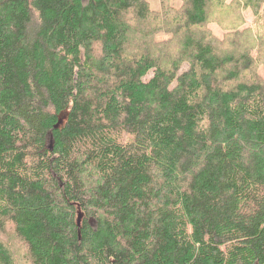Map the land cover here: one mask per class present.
Masks as SVG:
<instances>
[{"label": "trees", "instance_id": "16d2710c", "mask_svg": "<svg viewBox=\"0 0 264 264\" xmlns=\"http://www.w3.org/2000/svg\"><path fill=\"white\" fill-rule=\"evenodd\" d=\"M160 1L0 0V264H264V32Z\"/></svg>", "mask_w": 264, "mask_h": 264}, {"label": "rangeland", "instance_id": "374dc122", "mask_svg": "<svg viewBox=\"0 0 264 264\" xmlns=\"http://www.w3.org/2000/svg\"><path fill=\"white\" fill-rule=\"evenodd\" d=\"M148 1L151 3V6L153 9H155V10L161 9V7H160L161 1L160 0H148ZM239 1L240 0L229 1L227 3V5L228 6H230V5L234 6L233 11H229L223 15L213 16L212 20L214 22L209 24V27L212 29V31L214 32L216 37L220 40L219 42H224V43H222L223 46H226L225 43H228L227 44V46H228L231 43V40L233 39V38H231L233 36V34L229 36V31H227L226 27L223 25L225 23H226V25H229V22L231 20H234L233 18H235V17L239 18V21L244 22L243 26L238 27L239 32L244 36H241V38H239L238 40L246 41L245 42L246 45H250L248 41L255 40L256 35L259 36L264 32V6H262L260 9H257L258 10L257 12L255 10L250 9V8H244V7L240 10ZM172 3L177 7H180L182 5L181 0H172ZM213 12H216L215 14H219L221 11H213ZM234 15H235V17H234ZM257 20H258V24H260L261 27H258L257 23H255ZM222 22H225V23L223 24ZM135 27H137V24H135L134 28ZM138 28H140V27H138ZM231 31L233 33H235L234 30H231ZM239 32H236L235 34H238ZM130 36H131V34H130ZM152 38H153V40L156 39V41H158V42H163V41H171L172 43L176 42L173 40V35L171 33H169V31H166V32L160 31V33L153 34ZM253 50L255 51V55L262 57L261 59H262V61H264V56H263L264 46L262 44L258 43L256 45L255 49H253ZM184 66H186V65H184ZM258 69H259L260 76L264 80V66L260 65ZM151 76H152V74H150L148 76V78ZM7 231H9V230H7ZM11 243H13L11 248L14 251L16 258L18 259V256H20V255L17 252V246L19 245L17 242V239L14 238V240Z\"/></svg>", "mask_w": 264, "mask_h": 264}, {"label": "water", "instance_id": "95a60500", "mask_svg": "<svg viewBox=\"0 0 264 264\" xmlns=\"http://www.w3.org/2000/svg\"><path fill=\"white\" fill-rule=\"evenodd\" d=\"M63 123V121H59V123L55 126V128L57 129L61 124ZM51 139H53V136L51 135ZM53 148L51 147V150ZM79 224H80V221H79Z\"/></svg>", "mask_w": 264, "mask_h": 264}]
</instances>
